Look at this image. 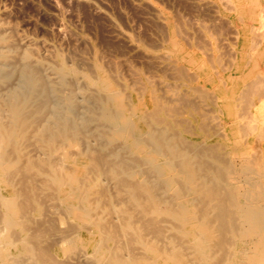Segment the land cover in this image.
Here are the masks:
<instances>
[{
  "label": "bare ground",
  "instance_id": "6f19581e",
  "mask_svg": "<svg viewBox=\"0 0 264 264\" xmlns=\"http://www.w3.org/2000/svg\"><path fill=\"white\" fill-rule=\"evenodd\" d=\"M182 1L187 22L153 14L161 53L146 55L147 75L129 67V82L109 56L79 73L56 55L52 89L34 52L0 26V84L15 67L25 89L2 95L0 264H264V0ZM108 31L146 54L139 39ZM78 77L93 121L82 114L81 127ZM52 100L67 112L49 113ZM77 130L89 133L81 144ZM249 133L252 160L235 142Z\"/></svg>",
  "mask_w": 264,
  "mask_h": 264
},
{
  "label": "rangeland",
  "instance_id": "374dc122",
  "mask_svg": "<svg viewBox=\"0 0 264 264\" xmlns=\"http://www.w3.org/2000/svg\"><path fill=\"white\" fill-rule=\"evenodd\" d=\"M54 4H57V6L59 5L58 11L53 7ZM90 4H93V8L91 7ZM185 7H188V6H186L185 2L182 0H0V20H1L0 26H2L5 29L4 33H5V35L7 34L6 36L9 37V41L11 42V44L15 45L13 47H15L17 50H20L21 53L26 52L27 56L29 54V51H30L29 55H31L34 52V55L32 54L29 58L32 61L37 60V61L43 63V65H42L43 67H41V68L44 69L45 71L40 68L41 72L44 73L41 77H43V78L45 77L44 79L47 80L46 81L47 83L50 82L49 86L52 89H56L58 86L57 82L55 81L56 77L53 76L54 73L52 72L53 65H55V56L56 55H60L63 59L66 58L67 59V60L65 59L66 62L73 64L75 67L77 66L76 62H78V66H80V64H81V66H80L81 69L76 67V68L80 69V70L77 69V71H79V73H82V72L83 73H90L89 67H88V72H87L86 71L87 68H85L86 67L85 65H87L88 62H90L91 58L96 57L98 54L97 58L102 63L106 62L105 65L110 64V62L109 63L107 62L108 60L109 61H110V59H111V61L113 60L110 65H112V63H115L117 66V74L122 79L124 76L123 80H125L127 78V80H125V81L129 82L131 80V78L129 79V77H131V76H129L130 75L129 72H131V71H133L135 73L147 75V73H148L147 66H148V64L150 66V63H149V60L146 57V55L150 56V54L152 52H157L159 54L161 53L162 48L159 46L158 47L160 49L157 46H156L157 48L155 47V45H157V43H161V41L155 42V40L153 39V38H155V35H153V33H154L153 31L156 30L155 25H154V27L152 26L153 24H155L153 21V14L156 13V11L162 10L165 13H168L170 15L180 14L185 21L186 18L190 19V14L188 15V13H189L188 8H185ZM188 19H186V22L189 21ZM109 21H110V23H109ZM59 22L62 23L63 27L65 26L64 29H65V33L67 34L66 36L64 34L62 37H60L59 35L57 36V34H55V30L57 29L56 26ZM112 26H115L117 30L130 35L133 38L135 43H136V41L140 40L139 42L141 43L142 48L146 51V54L143 51L141 52V50H132L131 47H129L131 45L129 43L124 42V40L112 39L110 37V34H109L110 31H108V30H111ZM151 26L153 27L152 30L150 29ZM104 28H106V29H104ZM148 29H150V31L153 33L151 34V32L148 31ZM151 38H152V41L150 40ZM21 39H22V41H21ZM27 39H28V41H29V39H31L30 40L31 42L29 41L30 43H28ZM102 42H104V43H102ZM32 43H34V44L28 45V44H32ZM145 43H146V45H145ZM154 43H155V45H154ZM147 44L151 45V46H148ZM29 48H30V50H29ZM16 49H14V50L17 52ZM47 49L49 50V52L51 54L48 52ZM20 51L17 52L18 53L17 56L15 54L16 52L11 54L9 57L12 56L13 58L11 57L8 59L9 60L11 59L13 61L16 58L17 62H19L21 59V56L23 55V54L19 53ZM79 51H80V53H79ZM102 52H104V54H106V55L101 54ZM20 54H21V56H20ZM13 55H15V56H13ZM77 56H79V58ZM102 56L103 57L109 56L110 58L105 57V58H107L105 60V59H103ZM80 57H82V58H80ZM100 57H102V58H100ZM136 57H138V58H136ZM33 58H35V59H33ZM16 59L13 61V63L17 65V63H15ZM80 59L82 62H85V63H82L80 61ZM102 59L105 62H103ZM115 61H118L119 63L117 64ZM47 65L50 67V69ZM50 65H52V67ZM149 66H148V68L152 72L153 70ZM46 67L49 70H47ZM129 67H130L131 71L128 70ZM142 67H144V68H142ZM12 68L10 69L11 73H10V70L7 69L10 74H8V72L6 71L7 75L10 78L7 76L8 78L6 77L4 79V81L3 80L1 81V84H0V90H1L0 91V95H1L0 96V111L2 110L1 107H3V104H4V102H2L3 101L2 95L3 96L6 95V92H8L10 89L15 87V88H13V90L18 92L19 97H22L20 95L22 93H25L24 92L25 89H24V86L22 85V82L16 78V75H17V77H19L18 72H13L16 70H15V67H12ZM17 70H18V65H17ZM146 70H147V72H146ZM109 71L111 72V69ZM118 71H119V73H118ZM156 71L157 70H155L154 72H156ZM52 73H53V75H52ZM156 73L159 74V71ZM47 75H48V77H47ZM53 78H55V80ZM68 78H70V77L68 76ZM16 80H18L17 83H20V84H17ZM52 80H54V81H52ZM68 80H70V79H68ZM80 81H82L81 84H80ZM77 82H79L78 84L80 87L77 86V88H74V91L72 92V96H74V98L72 97L73 101H74V102L72 101V105H74L73 110H74V113L75 112L77 113V118H80L79 120H77V118H75V120H77V123L79 124L78 126L81 127L80 124H84V121L90 117L89 115H87L88 114L87 110L86 111L84 109L81 110L88 102H90L89 101L90 100L89 99L90 94L86 93V89L83 88V80L81 78H79L77 80ZM5 83H6V85H5ZM17 85L20 86V89L23 87L22 88L23 91L20 90ZM55 86H56V88H55ZM4 98H5V96H4ZM59 104H61V103L58 100L57 101L52 100L50 105L51 106L53 105V106L52 107L50 106V109H53V110H50L48 112L49 113H51V112L54 113L56 111L62 112L63 109H62V107L59 106ZM29 105H31V104H29ZM58 108H59V110H58ZM65 110L66 109H64V111H63L64 113L67 112V110L66 111ZM92 113H89V114H91L93 117ZM1 114H3V113H1ZM82 114L83 115L86 114L84 116V119L86 118V116H89V117H87L84 120L83 118H81V117H83ZM75 117H76V114H75ZM88 120L91 121L92 118L90 117V119H88ZM86 122H88V121H86ZM91 123H93V121H91ZM94 124H95V122H94ZM94 124H91V126H94ZM78 131L82 132L81 130H77L76 132L78 133ZM86 133L87 132H84V131H83V133H81V135L78 133V135L76 136V139L80 138V142H79V139L77 140L79 142L78 144H81V138L85 139L84 137H85ZM82 134L84 135V137L82 136ZM87 134H89V133H87ZM94 134L95 133L91 134L90 136H88V135L86 136L87 139L89 140V142L91 143V144L89 143V145H88L90 148H94L96 146L94 143L99 142L97 139L99 137V135H97L98 133H96L95 135ZM78 136H80V137H78ZM244 136H246L245 139H244ZM238 137H240V136L239 135L236 136L235 142H238V145L243 144L244 149H242V151L246 153V156H248L250 160H252V158H250V157H252L250 154L255 152L253 150H250V149H252V133L251 134L249 133V135L248 134L247 135L246 134L241 135V138H239V139H238ZM244 140H245V142H244ZM116 141H114V142H116V145H117V143L120 144V142H121L120 140L119 141L116 140ZM221 143H223L222 139H221ZM246 145H249V146H246ZM114 146H115V143H114ZM255 148L257 149L258 146ZM246 149H247V151H246ZM144 166H146V165H144ZM144 166L141 169L145 170ZM19 167H21V165L20 166L18 165L16 168H18V170H19L20 169ZM147 169H148V167H146V170ZM15 171H17V169ZM238 180H237V182L242 181V179H240L239 181ZM103 182L107 183L106 186H108L110 183L109 181H106V179ZM103 182L100 185L101 187H103V185L105 184ZM155 185L157 187L160 186L157 183H155ZM100 186H99V189H101ZM106 186L104 185V187H106ZM51 188H53V187H51ZM50 191L51 190H48V192H49L48 194H50ZM221 195H220V198L222 199V197L224 195H222V196Z\"/></svg>",
  "mask_w": 264,
  "mask_h": 264
}]
</instances>
